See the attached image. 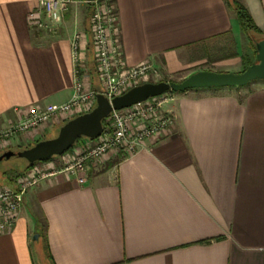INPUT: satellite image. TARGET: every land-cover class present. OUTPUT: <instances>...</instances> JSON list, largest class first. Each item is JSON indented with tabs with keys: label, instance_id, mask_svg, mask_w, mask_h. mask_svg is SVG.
<instances>
[{
	"label": "crops",
	"instance_id": "obj_1",
	"mask_svg": "<svg viewBox=\"0 0 264 264\" xmlns=\"http://www.w3.org/2000/svg\"><path fill=\"white\" fill-rule=\"evenodd\" d=\"M240 2L264 31V0ZM37 3L0 0V130L31 107L70 98L76 33L84 87L100 89L88 4L67 10L50 35L28 25ZM112 4L125 65L150 63L167 76L188 68L191 47L239 32L225 0ZM165 108L174 125L136 153L110 151L82 185L62 172L30 189L15 225L0 232V264H264V81L178 92ZM62 121L0 152L33 144ZM68 152L31 168L61 167Z\"/></svg>",
	"mask_w": 264,
	"mask_h": 264
},
{
	"label": "built area",
	"instance_id": "obj_2",
	"mask_svg": "<svg viewBox=\"0 0 264 264\" xmlns=\"http://www.w3.org/2000/svg\"><path fill=\"white\" fill-rule=\"evenodd\" d=\"M78 3L85 1L38 0L37 6L27 16L28 25L34 30L56 35L62 27L65 12ZM91 4L90 30L100 89L96 91L84 87L79 53L80 35L76 33L72 40L74 84L70 98L61 104L29 108L18 121L0 130V146L53 119L66 120L69 113L71 117L76 112L79 115L89 111L95 105L97 93H102L111 100L138 85L143 78L157 73V69L150 63L125 65L115 37L116 12L112 0H93ZM171 100L172 97L163 93L128 108L112 110L105 119V124L109 119V128L104 127V124L97 138L82 139V148L80 147L79 153L71 162H65L61 167L31 168L26 172L27 175L20 176L13 186H1L0 232H5L15 225L26 194L42 180L66 172L73 175L78 184L82 185L87 181L91 166L110 151L118 150L124 156L132 155L144 146L147 139L159 136L170 128L174 124V118L170 114L162 113L161 109L164 103Z\"/></svg>",
	"mask_w": 264,
	"mask_h": 264
},
{
	"label": "water",
	"instance_id": "obj_3",
	"mask_svg": "<svg viewBox=\"0 0 264 264\" xmlns=\"http://www.w3.org/2000/svg\"><path fill=\"white\" fill-rule=\"evenodd\" d=\"M84 1L92 2L93 0ZM255 47V62L239 73L199 71L180 82H145L129 88L111 100L102 93H97L95 105L89 111L76 115L61 124L55 136L39 140L27 148L6 150L0 154V161L14 156L28 164L49 161L55 156L66 153L79 138H97L103 129L102 121L109 116L112 110L128 108L168 91L184 92L205 87L245 86L256 80L264 81V39L256 41ZM33 239L37 240L38 235H35Z\"/></svg>",
	"mask_w": 264,
	"mask_h": 264
},
{
	"label": "rangeland",
	"instance_id": "obj_4",
	"mask_svg": "<svg viewBox=\"0 0 264 264\" xmlns=\"http://www.w3.org/2000/svg\"><path fill=\"white\" fill-rule=\"evenodd\" d=\"M237 1L240 2V0H237ZM90 5H91V12H92V4H90ZM89 12H90V9L88 7L85 8V15L87 16V25L88 26L90 25V16H91V13L89 14ZM89 30H90V28H89ZM90 32H91V30H90ZM89 34L90 33L88 32V35ZM88 35H87V41L89 42ZM252 36H253V39H256V38L264 39V31H260V33H253ZM90 38H92V35ZM249 39L251 40L250 37H249ZM249 39L239 28V32L238 31H232V32H229L228 34H225V35L220 36L218 38L197 44L194 47L190 48V50H191L190 51V55H191L190 61L191 62L188 65V68H186L185 70L181 71L178 74H174L172 76H167L164 74V72L162 70L155 67L157 69V73L155 75H150L147 78H143L142 80H140L139 84H142L145 82H159V81L180 82L183 79H185L186 77H188L189 75H191L195 72H199V71L239 73L243 69H245L249 65V63L255 62L256 54L254 53L253 49L250 46V42L252 40L249 41ZM91 46H92L91 51H92V57H93L92 60L93 61L90 62V69H95L96 68V62H95L96 58H95V50H94V46H93V41L91 43ZM176 93H178V92L168 91V92H166V96L173 98ZM171 101L164 103L161 110H162V113L170 114L174 118V116L170 112L166 111V108H165L166 104H168ZM81 110H83V109H81ZM81 113H84V112H81ZM67 117L68 118L66 120H63L61 124H63L64 122H66L67 120H69L75 116L70 117V113H69V114H67ZM59 119L60 118H58V120ZM54 121H56V119L55 120L53 119L52 121L48 122L47 124L52 123ZM109 124H110V122L108 119V121L104 125V127L106 126L107 128H109L107 126ZM57 131H58V127L55 130H52L51 133H50V131L49 132L47 131L48 133H46L45 135L40 137L39 140H43V139L53 137V136H55ZM82 139H84V138H82ZM82 139L78 140L74 144V146L67 153L65 160L62 161V164L65 162H71L76 157V155L79 153L80 147L82 148V145H81V143L83 142ZM31 145L32 144H30L26 147H29ZM26 147H24V148H26ZM10 149L12 150V148H8L7 150H10ZM4 151H6V150H4ZM119 152L121 154H123L121 151H119ZM1 153H3V152H0V154ZM24 164H25V162L23 160L15 157V156L11 157L9 159L1 160L0 161V187L3 185H6L8 183V181L10 180L9 177H11V175L10 176L9 175L3 176L2 173L4 171L13 173L15 170L19 169ZM51 166L57 167L55 162H54V163H49V164H45V165H38V166H36L35 169L51 167ZM26 172L27 171H24L23 173H21L19 175V177L27 175ZM19 177H17V179ZM35 235H37V234H35ZM43 258L44 257H42V259Z\"/></svg>",
	"mask_w": 264,
	"mask_h": 264
},
{
	"label": "trees",
	"instance_id": "obj_5",
	"mask_svg": "<svg viewBox=\"0 0 264 264\" xmlns=\"http://www.w3.org/2000/svg\"><path fill=\"white\" fill-rule=\"evenodd\" d=\"M86 3L88 4V8L90 9V12H89V14H90L91 13V5H90L91 2H86ZM225 3L227 5V7L232 12H234V14L236 16V20H237L238 26L241 29V31L247 36L248 39H249V37L251 38L252 41L249 39V41H251L250 42V46L253 49L254 53L256 54L255 42L260 40V39L259 38L253 39L252 34L253 33H260L261 30L256 26V24H255L254 20L252 19L250 13L248 12L246 7L242 3H240L237 0H225ZM250 64H252V63H249V65ZM105 121L106 120L102 121L103 125L105 124ZM80 139H82V138H79L78 140H80ZM13 149L14 150H20V149H23V148H12V150ZM70 149L68 151H70ZM37 163H39V162H37ZM35 164L36 163L28 164V163L25 162V164L22 167H20L19 169L15 170L13 173L4 171L2 173L3 176H8V175L10 176L11 175V177H9L10 180L8 181V183L6 185L13 186L15 184V182H16L15 180L17 179V177H19V175L21 173H23L24 171L28 170L29 168H31Z\"/></svg>",
	"mask_w": 264,
	"mask_h": 264
}]
</instances>
